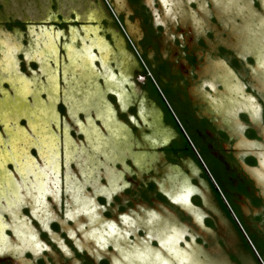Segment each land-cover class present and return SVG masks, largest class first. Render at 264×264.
Segmentation results:
<instances>
[{"label": "flooded vegetation", "instance_id": "1", "mask_svg": "<svg viewBox=\"0 0 264 264\" xmlns=\"http://www.w3.org/2000/svg\"><path fill=\"white\" fill-rule=\"evenodd\" d=\"M127 2L134 48L105 87L101 132L134 171L114 186L77 172L90 185L65 188L28 119L24 143L0 117V264H264V34L234 50L212 14L202 33L165 41L152 9Z\"/></svg>", "mask_w": 264, "mask_h": 264}, {"label": "rangeland", "instance_id": "2", "mask_svg": "<svg viewBox=\"0 0 264 264\" xmlns=\"http://www.w3.org/2000/svg\"><path fill=\"white\" fill-rule=\"evenodd\" d=\"M210 1L159 0L155 7V0H142L163 24L165 41L187 35L188 27L202 33L210 28L214 14L215 40L234 50L246 43L247 49L257 48L264 34V0H259V7L255 0ZM131 8L127 0H0V117L18 130L16 137L24 143L29 135L23 119H28V128L34 130L29 143L42 155H55L57 184L65 188L99 183L103 175L114 186L124 172L134 171L126 163L128 153L115 150L111 138L103 142L101 132V118L112 114L105 87L117 71L128 72L127 54L134 48L127 38L136 34L128 21ZM16 20L24 27L6 25ZM51 119L53 127H41ZM73 128L82 135H73ZM30 150L25 149L29 154ZM141 154L132 152L137 167ZM78 158L88 163L82 167ZM29 159L38 165L34 157ZM77 172L90 181L82 182Z\"/></svg>", "mask_w": 264, "mask_h": 264}, {"label": "trees", "instance_id": "3", "mask_svg": "<svg viewBox=\"0 0 264 264\" xmlns=\"http://www.w3.org/2000/svg\"><path fill=\"white\" fill-rule=\"evenodd\" d=\"M6 25H7L8 27H10V26H12V25L20 26L21 28L24 27L23 23L20 22L19 20H16V21H14V22H8V23H6Z\"/></svg>", "mask_w": 264, "mask_h": 264}, {"label": "built area", "instance_id": "4", "mask_svg": "<svg viewBox=\"0 0 264 264\" xmlns=\"http://www.w3.org/2000/svg\"><path fill=\"white\" fill-rule=\"evenodd\" d=\"M141 76H139V78H140Z\"/></svg>", "mask_w": 264, "mask_h": 264}]
</instances>
